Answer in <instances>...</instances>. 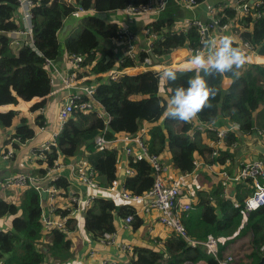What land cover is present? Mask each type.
<instances>
[{
  "label": "trees",
  "instance_id": "1",
  "mask_svg": "<svg viewBox=\"0 0 264 264\" xmlns=\"http://www.w3.org/2000/svg\"><path fill=\"white\" fill-rule=\"evenodd\" d=\"M32 1L34 47L12 49L6 33L21 25L16 14L18 4L16 0H0V110L6 108L2 105L16 104L17 97L24 101H30L34 97L41 98L32 105L31 112H38L44 107L46 97L53 90L49 75L44 69V58L53 61L60 59L62 53L59 32L65 19L78 11L76 6L91 13L80 16V32L75 37L65 39L63 48L68 54L84 57L82 74L89 72L98 75L110 69L121 71L137 67L143 61L145 54L140 52L135 58L117 56L114 45L111 44L117 35V25L95 14L145 4L149 0H73V3L65 0ZM183 1L168 2L178 4ZM204 1L193 0L195 4ZM249 10L238 17L236 5L222 7L217 10L213 19L217 26L227 24L238 29L240 38L251 47L248 54L264 56V0H259L258 5L255 2L250 4ZM175 14L164 13L146 26L154 36L151 51L157 59L156 64L165 63L164 57L177 49L198 46L199 34L194 25L186 30H174ZM233 46L239 47L234 41ZM258 60L261 58L255 57L253 61ZM172 66L175 67L174 64ZM177 67L188 68L189 64ZM160 72L146 70L134 75L123 73L116 79L96 76L91 84L96 85L94 97L109 117L107 124L93 111L74 112L57 134L54 145L48 150L39 147L32 149L37 158H34L36 168L31 173L43 177L46 170L57 162L64 165L72 161H76V164L84 162L88 170L94 172L97 186L107 188L118 180L117 152L114 149L96 147L95 137L103 134L105 139L110 140L120 133L135 135L143 122L150 124L148 138L145 139L148 153L159 155L164 151L170 152L173 167L183 174L193 172L197 156L206 164H221L232 157L227 147L238 142L240 135L253 133L254 113L264 105V64L245 63L239 77L226 74L209 79V84L216 89L217 94L211 100L212 107L198 113L197 120L215 125L221 117L228 123L238 125L236 132L226 134L225 148L216 157L205 142V139L214 138L213 133L206 132L202 135L198 132L190 138L187 134L190 127L186 122L163 117V109L159 105L166 103L167 93L161 94ZM193 75V72L187 70H177L178 79L171 87L186 86L187 79ZM223 77L232 80L227 90L220 87ZM25 106L27 103L20 102L16 108L25 109ZM44 125L43 114L38 113L31 124L17 111L0 112V130L6 132L10 129L9 142L12 139L17 141L12 144L13 150L32 141L37 136V128ZM127 168L132 174L124 176L122 187L132 195H143L153 184L152 167L145 160L128 157ZM55 186L61 189L62 196L67 197L68 183L64 177H58ZM221 191L219 184L210 194L198 192L199 202H191L190 209L182 214L181 222L188 237L199 241L212 235L219 244L218 257L223 259L228 252L231 254L232 260L228 264H259L264 255V250L261 249L264 246V206L251 212L233 206V201L242 204L251 192L249 180L237 183L230 198H224ZM208 197L211 201L214 198L213 204ZM41 204L40 194L32 187L20 191L15 202L0 197V221L10 218L9 229L0 227V264H43L49 257L61 262L63 257L60 254L70 251L72 242L68 234L76 230V218L66 219L64 231H43L40 222ZM56 213L65 217L69 211L58 208ZM128 215H132L129 224L131 229L139 228L142 220L133 205L127 202L115 204L112 199L96 197L82 215L83 229L93 242L98 243L104 233H115L118 220ZM229 247L232 251H227ZM127 257L128 264H196L201 259H205L206 264H217L214 258L206 257L174 233L157 246H132Z\"/></svg>",
  "mask_w": 264,
  "mask_h": 264
},
{
  "label": "built area",
  "instance_id": "2",
  "mask_svg": "<svg viewBox=\"0 0 264 264\" xmlns=\"http://www.w3.org/2000/svg\"><path fill=\"white\" fill-rule=\"evenodd\" d=\"M17 1V17L21 21V25L6 33L9 40V46L12 49H17L22 46L34 47V38L32 34V7L34 5L32 0H16ZM169 0H149L145 4L141 5H129L124 9H118L116 12H121L130 16H154V19L149 17L150 23L157 20L167 9ZM259 0L255 1V5H258ZM73 3V2H70ZM179 5L192 8L196 4L193 0H184L179 2ZM238 17L243 14L248 13L250 2L249 0H237L235 2ZM79 12H85L80 10V7L76 6ZM212 12V10H210ZM194 25L199 34L198 46L195 48L188 49V56L190 57L194 54L197 49L203 47V41L205 39L223 35L222 31L225 30L228 25L223 24L220 26L216 25L214 19L208 22H202L195 19L189 23ZM215 31V32H214ZM218 31V32H217ZM144 34L147 36V43L144 46H136L135 34L132 32L131 28L127 25L118 26L117 35L115 37V44H119L123 53L121 57L135 58L137 53L145 54L143 61L139 64L141 69L146 70H156L155 63L149 55L152 47V40L154 36L149 33V29L145 27ZM238 45L242 48L246 56L250 52V45L247 41L239 38ZM156 58V57H155ZM84 57L79 54H66L64 58V67L62 70L58 69L55 62L49 58H44V69L49 75L50 84L53 88V93L63 94L62 100L58 104L56 117L58 121L57 131L53 132L48 136V138L39 147L42 150H48L50 146L55 144V138L59 131L61 130L64 123L70 118V116L78 112H89L93 111L97 117L104 120L107 124L109 117L104 112L102 106L94 97L95 84L87 83V80L94 79L96 76H100L104 79H116L123 73L125 69L118 71L110 69L104 73L98 75H85L82 74L84 67L82 65ZM158 66V65H157ZM131 67V68H137ZM158 71V70H156ZM56 79L58 80V86L56 85ZM189 125V130L187 132L190 138H193L197 132H211L214 134V138L208 140L209 147L212 148V155L214 157L218 156V153L224 148V137L229 132H236L238 125L236 123H228L223 127H216L213 124H207L200 122L197 118L190 122H186ZM38 133H46L44 127L37 128ZM105 132V131H103ZM143 128H140L137 134L129 135L125 133L116 134L112 139L107 140L104 138L103 134H99L95 137L94 143L98 148H110L113 144H121V148L125 156L132 157L135 160H145L150 164L153 169L154 180L151 188L145 192L143 195H132L126 191L123 187L116 191L119 197L127 202H139L140 206L136 210V214L140 213L147 214L151 211H155L157 215L158 223L165 229L169 230L182 238H184L188 244L198 249L200 252L204 253L208 257H212L217 261V264H228L232 257L228 256L224 259L218 257L219 254V244L217 240L212 236L208 235L204 240H192L188 237L185 227L181 222L182 214L190 209L189 203H180L179 200L182 196V190L179 184V179L168 181L165 177V167L160 159L159 155H152L148 153L147 146L145 143V137L143 136ZM256 134L264 141V132L256 131ZM15 139L10 140L8 144V149L2 154L3 161H8L9 158L14 155L12 144L16 143ZM236 143L231 144L229 147L234 148ZM33 158H37L35 153H31ZM229 159H225L223 164L219 165L223 167ZM200 162L194 160V167L200 166ZM219 167L216 163L207 164L206 167ZM66 168L70 171L73 178H77L78 181L83 183L87 187V192L83 195L68 193L67 198L63 203H59L60 195L62 193L61 189L55 186V181L59 177L58 174L61 169ZM221 170V169H220ZM126 174H132V171L128 168ZM94 172L88 170L86 164H61L57 162L56 165L49 167L46 170V174L43 177H37L32 173L16 172L10 173L6 176L0 178V195L3 194V190L7 188H15L16 192L22 191L28 187L34 188L39 194L45 193L44 201L45 204L42 208L41 204V214L40 222L43 231H49L51 229H58L61 231L65 230L64 223L68 217H80L83 215L84 211L92 204L96 197L106 198L107 195H98L95 191H103L111 193L114 188H112L113 183L107 188H99L94 179ZM221 186L223 197L227 194V188L230 183H240L249 180L251 192L244 199L242 204L233 201V206L235 208L242 207L245 212L254 211L262 206H264V160L255 159L248 161L240 168L238 171L230 176L227 171L221 170ZM230 198V193L227 197ZM66 209L69 211L68 215L61 217L56 213V210ZM125 225L130 224L132 221V215H128L123 218ZM114 233H104L103 237L100 239L99 249L102 246H108L115 241ZM121 250H129L130 247L126 244H119ZM264 250V246L261 248ZM97 253L96 248L89 249L88 255L90 257H95ZM43 264H47L46 260ZM99 264H109L107 261L102 260ZM186 264H191L187 262Z\"/></svg>",
  "mask_w": 264,
  "mask_h": 264
},
{
  "label": "crops",
  "instance_id": "3",
  "mask_svg": "<svg viewBox=\"0 0 264 264\" xmlns=\"http://www.w3.org/2000/svg\"><path fill=\"white\" fill-rule=\"evenodd\" d=\"M66 2H74L73 0H65ZM175 1V0H174ZM237 0H205L204 2L200 4H196L192 8H186L179 4H175L174 2H168L167 9L164 13L169 12H175V26L174 30H186L189 27V23L195 19H198L202 22H208L213 19L214 14L222 7H232L235 5V2ZM212 10V12L210 11ZM91 12H79L76 11L74 15L68 17L64 21V26L59 32V41L61 43L62 48V54L60 59L55 61V64L58 69L62 70L64 67V58L67 54L63 48V43L65 39L68 37H73V33L76 32L79 28V19L80 16L84 14H89ZM163 13V14H164ZM98 16H101L102 19H105L109 22H112L118 26L121 25H127L131 28L132 32L135 34V43L136 46H144L147 43V36L144 34V29L150 23L149 17L154 19V16H130L126 15L121 12H107V13H98ZM215 32V31H214ZM218 32V31H217ZM223 35H231L233 37V41L237 42L239 41V30L234 29L231 25H229L225 30L222 31ZM70 37V38H71ZM114 51L117 56L121 55L123 53V49L119 44H115L114 40ZM188 49L186 48H180L177 49L170 54L166 55L164 57L165 63H160L155 65V69L158 71H162L163 68L171 67L176 70L180 69H188L190 67V59L187 56ZM255 56L261 58V60L258 61H248V57ZM173 62H176L174 64L175 67H173ZM172 63V64H171ZM246 63L249 64H264V56L263 55H257L255 53H250L246 56ZM181 64H189L188 68H178L177 66ZM158 65V66H157ZM129 70H134V72L129 73ZM142 71H145V69H141L140 67L137 68H126L125 73L129 75L139 74ZM87 75H92L89 72L84 73ZM95 76V75H93ZM95 79V78H94ZM94 79H89L86 82L90 83L94 82ZM232 84V80L227 77H223L220 83V87L223 90H227ZM56 85L58 86V80L56 79ZM54 90L50 91L48 96L46 97V104L44 107L38 111V112H31L30 108L33 104L36 102H39L41 98L34 97L30 101H24L21 98L17 97V103L16 104H8V105H2L4 108L3 110H0V112H5L8 110H14L19 113H21L24 117L27 118V120L33 124L35 116L39 114H43L45 118V125L44 128L46 130V133H38L37 136L32 139V141L19 145L17 150L14 151V155H12L8 161H3L2 154L5 153L8 149L7 143L9 142V134L11 133V130L8 129L6 132L4 130H0V178L3 176H6L10 173H16V172H24V173H31L33 169L36 168L35 160L31 156L32 149L40 147L42 143L48 138L50 134L57 131V117L56 112L58 108L59 102L63 98V94H57L53 93ZM162 95H165V92L161 91ZM20 102L27 103V106H25V109H22L21 107H17L20 105ZM11 108H7L10 107ZM17 123L18 121L15 120ZM228 124L227 120L219 117L216 121L215 125L216 127H222L226 126ZM253 128L254 131L250 135H240L238 138V142H236V146L234 148L227 147L228 150L232 153V157H229L228 162L225 163L223 167H220L219 165L223 164H217L219 167H206V163H203V161L197 156L195 161L200 162V166L194 168L193 172L190 174H183L176 170L173 167L171 155L170 152L164 151L163 153L159 154L160 159L162 160V163L165 167V177L170 180H174L176 178L179 179V184L182 190V196L179 200L180 203H189L191 202H199L198 199V192H201V194H210V192L214 189H216L219 184L221 186V176L220 172L221 170H225L228 172L230 176L234 175L240 166L245 164L248 161H252L255 159H262L260 155H258L255 152H249L244 153L242 155L239 154V146H240V138L246 137L248 139H251L254 135H256L255 130L257 131H264V105L261 106L253 116ZM150 127V124L147 122H143L141 128H143V136L147 139L148 134L147 131ZM208 139H205V142L207 143ZM225 148V147H224ZM223 148V149H224ZM109 149H114L117 152V163H116V169H117V175L118 180L114 181L111 193L103 192V191H95L98 195H107L106 199H112L115 204H124L125 202L119 197L116 187L118 189H121L122 187V180L124 176L126 175L127 168V157L125 156L121 144H113ZM80 161L81 159H76ZM263 160V159H262ZM76 162V161H75ZM75 162H71L70 164ZM214 164V163H213ZM221 169V170H220ZM59 177H64L67 180L68 183V193H74V194H85L87 192V187L77 180V178H73L70 171L66 168L61 169V171L58 174ZM237 183H230L227 188V194L224 196L227 197L228 194L231 192L234 193L236 190ZM222 188V186H221ZM223 191V189H222ZM221 191V193H222ZM20 191L16 192L14 194H9V197H4L6 200L16 201L18 194ZM60 199L58 200L59 203H63L67 197H64L60 195ZM68 196V195H67ZM247 197V196H246ZM245 197V198H246ZM209 198V197H208ZM233 199V198H232ZM210 200V198H209ZM234 200V199H233ZM210 202L214 203V198ZM134 206L135 210L138 209L140 206L139 202H133L129 203ZM45 204H42V208ZM138 217L142 220V224L139 228L133 230L128 225H125L123 219H119L117 223V229L114 233L115 235V241L108 245V246H102L101 249H99V243H95L91 240L90 235L83 229V218L82 216L76 217V230L72 233L68 234L69 239L72 242V247L70 251L61 253L60 256L63 257V260L61 262L54 260L52 257L46 258L47 264H68L72 263L73 260L76 258H79L82 261V264H99L102 260L107 261L109 264H128L127 263V253L128 250H121L119 244H126L130 247L134 245H151L156 244L159 245L164 239H166L170 234H172L169 230L165 229L163 226H161L157 221V215L155 211H151L147 214L140 213ZM10 218H5L3 221H0V227L8 228L10 227ZM244 224V220L241 223ZM241 225V226H242ZM160 240L159 242L157 240ZM224 241V240H223ZM157 242V243H155ZM246 243V242H244ZM237 247L239 246L236 245ZM96 248L97 253L95 257H90L88 255L89 249ZM129 249V250H130ZM227 251H232V249L229 247ZM262 252V251H261ZM264 252V251H263ZM231 256V254L228 252L226 254V257ZM208 257V256H206ZM224 257V258H226ZM232 257V256H231ZM264 255H262V258ZM223 258V259H224ZM261 261V260H260ZM196 264H206L205 259L199 260Z\"/></svg>",
  "mask_w": 264,
  "mask_h": 264
},
{
  "label": "clouds",
  "instance_id": "4",
  "mask_svg": "<svg viewBox=\"0 0 264 264\" xmlns=\"http://www.w3.org/2000/svg\"><path fill=\"white\" fill-rule=\"evenodd\" d=\"M245 63L246 53L242 48L233 46L231 35L205 39L203 47L190 57L187 71L194 75L187 79L186 86L171 87L178 79L176 69L166 67L160 72V89L167 93L166 103L159 105L163 109V117L181 122L192 121L205 108L212 107L211 100L215 98L217 91L209 84V79L226 74L239 77ZM206 132L199 133L204 135ZM72 264H82V261L76 258Z\"/></svg>",
  "mask_w": 264,
  "mask_h": 264
},
{
  "label": "water",
  "instance_id": "5",
  "mask_svg": "<svg viewBox=\"0 0 264 264\" xmlns=\"http://www.w3.org/2000/svg\"><path fill=\"white\" fill-rule=\"evenodd\" d=\"M256 0H249L250 4H253ZM80 5V4H79ZM150 57L152 58L153 62L156 63L157 59L153 55L152 52H149ZM20 124H18L19 126ZM240 146H239V154L242 155L244 153H249V152H255L258 155L262 157L264 160V141L256 134L254 135L251 139H248L246 137L240 138ZM41 201H44L45 199V193L42 192L40 194ZM259 264H264V257L261 259Z\"/></svg>",
  "mask_w": 264,
  "mask_h": 264
},
{
  "label": "rangeland",
  "instance_id": "6",
  "mask_svg": "<svg viewBox=\"0 0 264 264\" xmlns=\"http://www.w3.org/2000/svg\"><path fill=\"white\" fill-rule=\"evenodd\" d=\"M98 14V13H97ZM95 14V15H97ZM98 16V15H97ZM100 18H102L101 16H98ZM80 32V29L78 28V30L76 32L73 33V37H75L78 33ZM60 50H61V53H62V49L60 47ZM68 54V53H67ZM188 56V54H187ZM189 58V56H188ZM55 62V61H54ZM172 64V63H171ZM173 64H176V62H173ZM180 70H187V69H180ZM129 72V71H128ZM129 73H132V72H129ZM16 193V190L15 188H7L6 190H3V194L0 195V197H9V194H14L15 195Z\"/></svg>",
  "mask_w": 264,
  "mask_h": 264
},
{
  "label": "bare ground",
  "instance_id": "7",
  "mask_svg": "<svg viewBox=\"0 0 264 264\" xmlns=\"http://www.w3.org/2000/svg\"><path fill=\"white\" fill-rule=\"evenodd\" d=\"M254 59H255V56H250V57H248L247 60L252 62Z\"/></svg>",
  "mask_w": 264,
  "mask_h": 264
}]
</instances>
